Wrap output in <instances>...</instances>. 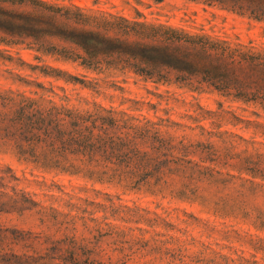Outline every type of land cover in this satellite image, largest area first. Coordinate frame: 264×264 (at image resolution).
Instances as JSON below:
<instances>
[{"label": "rangeland", "instance_id": "374dc122", "mask_svg": "<svg viewBox=\"0 0 264 264\" xmlns=\"http://www.w3.org/2000/svg\"><path fill=\"white\" fill-rule=\"evenodd\" d=\"M72 4L264 49L263 20L208 0H0V93L110 110L144 129L141 150L171 146L178 159L161 178L88 177L26 161L0 139L3 252L38 264H264V108L206 83L88 68L72 42L13 30Z\"/></svg>", "mask_w": 264, "mask_h": 264}, {"label": "trees", "instance_id": "16d2710c", "mask_svg": "<svg viewBox=\"0 0 264 264\" xmlns=\"http://www.w3.org/2000/svg\"><path fill=\"white\" fill-rule=\"evenodd\" d=\"M208 1L264 21V0ZM44 10L37 18L25 17L26 23L13 30L72 42L83 53L81 62L88 68L122 66L156 82H170L173 77L180 82L206 83L236 100L264 108L263 48L137 17L84 12L74 4L70 8L47 5ZM20 98L0 93V139L26 161L88 177L110 173L141 179L151 174L161 178L163 170L172 172L178 161L173 151L168 152L171 146L141 150L136 139L137 134L143 137L144 129L118 121L110 110H79L51 100ZM10 232L0 228V245ZM15 238V243L21 239ZM12 251L3 252L0 247V263L38 264L43 259Z\"/></svg>", "mask_w": 264, "mask_h": 264}]
</instances>
